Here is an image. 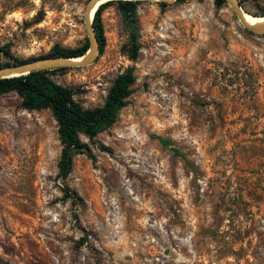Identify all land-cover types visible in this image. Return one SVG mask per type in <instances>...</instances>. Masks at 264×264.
<instances>
[{
  "label": "rangeland",
  "instance_id": "374dc122",
  "mask_svg": "<svg viewBox=\"0 0 264 264\" xmlns=\"http://www.w3.org/2000/svg\"><path fill=\"white\" fill-rule=\"evenodd\" d=\"M86 1L0 0V63L84 46ZM164 3L137 5L135 60L112 3L95 62L48 74L85 109L135 77L117 121L80 136L93 159L76 155L64 183L51 111L0 96V264H264V34L226 3Z\"/></svg>",
  "mask_w": 264,
  "mask_h": 264
},
{
  "label": "trees",
  "instance_id": "16d2710c",
  "mask_svg": "<svg viewBox=\"0 0 264 264\" xmlns=\"http://www.w3.org/2000/svg\"><path fill=\"white\" fill-rule=\"evenodd\" d=\"M185 0H175L181 3ZM241 6L242 2L239 0ZM116 4L121 14L123 26L127 32L126 53L131 60L138 56L139 26L137 18V5L139 1H109L99 6L93 16L92 26L98 40L100 53L105 45V36L101 20L102 11L109 4ZM164 5V2H158ZM216 7L225 4L224 0H214ZM248 14V13H247ZM250 15V14H249ZM253 16V15H252ZM264 17V14L261 16ZM41 20L37 18V22ZM88 44L82 47L63 49L54 48L51 54L44 57L78 58L87 51ZM32 58L24 61L14 60L12 62L0 63V67L15 63L31 61ZM71 68H57L53 70L35 71L29 74L0 79V96L8 93H15L21 99V107L27 110L49 109L57 123V136L61 146L60 157L57 164V177L64 183L73 167V158L79 154H86L93 159L87 146L81 141L83 135L92 140L100 133L107 131L116 121L120 111L127 105V99L131 94V87L135 82V77L131 68L114 78L103 104L94 108H83L76 100L77 90L64 87L49 78L50 73H63ZM160 143L166 141L157 137ZM100 150L109 152L108 148L101 145ZM61 191L64 197L76 198V194L71 192L67 185H63Z\"/></svg>",
  "mask_w": 264,
  "mask_h": 264
},
{
  "label": "water",
  "instance_id": "95a60500",
  "mask_svg": "<svg viewBox=\"0 0 264 264\" xmlns=\"http://www.w3.org/2000/svg\"><path fill=\"white\" fill-rule=\"evenodd\" d=\"M115 0H87L83 11H82V20L87 36L88 48L84 55L88 53V58L83 61H76L77 58H63V57H44L37 58L31 61H25L21 63H15L8 66L0 67V79L18 77L29 74L35 71L42 70H53L57 68H81L87 67L95 62L97 57L100 54L99 44L95 31L92 26L93 17L90 18V14L94 9V13L99 8L100 5ZM117 1V0H116ZM122 1H139V2H174L175 0H122ZM225 3L232 10L234 16L238 22L251 33L261 35L264 34V22L258 26L249 25L243 18V9L239 0H224ZM80 58V57H78Z\"/></svg>",
  "mask_w": 264,
  "mask_h": 264
},
{
  "label": "bare ground",
  "instance_id": "6f19581e",
  "mask_svg": "<svg viewBox=\"0 0 264 264\" xmlns=\"http://www.w3.org/2000/svg\"><path fill=\"white\" fill-rule=\"evenodd\" d=\"M93 12H94V9H93V11L90 14V18L93 17ZM243 18L251 26H258L262 22H264V17H255V16H252V15L247 14L244 11H243ZM87 58H88V53L85 56L80 57V58H77L75 60L76 61H83V60H86Z\"/></svg>",
  "mask_w": 264,
  "mask_h": 264
}]
</instances>
